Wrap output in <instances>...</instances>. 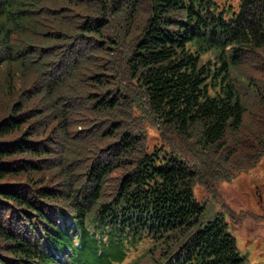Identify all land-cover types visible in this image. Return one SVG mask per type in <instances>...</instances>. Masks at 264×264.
I'll list each match as a JSON object with an SVG mask.
<instances>
[{
  "label": "trees",
  "instance_id": "obj_1",
  "mask_svg": "<svg viewBox=\"0 0 264 264\" xmlns=\"http://www.w3.org/2000/svg\"><path fill=\"white\" fill-rule=\"evenodd\" d=\"M263 161L264 0H0V264H264Z\"/></svg>",
  "mask_w": 264,
  "mask_h": 264
},
{
  "label": "rangeland",
  "instance_id": "obj_2",
  "mask_svg": "<svg viewBox=\"0 0 264 264\" xmlns=\"http://www.w3.org/2000/svg\"><path fill=\"white\" fill-rule=\"evenodd\" d=\"M149 131L150 142L153 143L156 141V130L150 126ZM260 167H264V161ZM259 176L257 166L254 170L236 173L230 180L218 181L219 197L226 200L227 208H230L236 217L238 212L243 211L240 212V218L237 220L231 218L227 212L226 217L237 236L241 246L239 247L242 248L243 253H247L250 263L264 259V179H258ZM195 193L200 201L211 200L200 183L197 184ZM220 208L221 205L216 201L208 203V213ZM127 260L128 258L123 263L128 264Z\"/></svg>",
  "mask_w": 264,
  "mask_h": 264
}]
</instances>
